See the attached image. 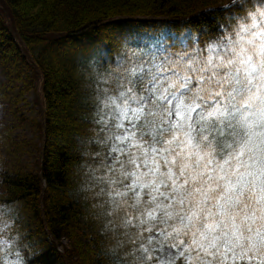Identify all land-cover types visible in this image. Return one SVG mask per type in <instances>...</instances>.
Instances as JSON below:
<instances>
[{
    "label": "clouds",
    "instance_id": "obj_1",
    "mask_svg": "<svg viewBox=\"0 0 264 264\" xmlns=\"http://www.w3.org/2000/svg\"><path fill=\"white\" fill-rule=\"evenodd\" d=\"M231 4L244 14L203 50L160 58L122 47L77 68L86 108L70 195L93 226L103 264H224L225 248L242 250L234 231H264L258 188L252 177L237 183L230 159L248 132L236 111V53L243 45L255 55L247 41L257 43L264 28V0ZM250 119L264 132L259 114ZM20 207L0 201V264H30L38 254Z\"/></svg>",
    "mask_w": 264,
    "mask_h": 264
},
{
    "label": "trees",
    "instance_id": "obj_2",
    "mask_svg": "<svg viewBox=\"0 0 264 264\" xmlns=\"http://www.w3.org/2000/svg\"><path fill=\"white\" fill-rule=\"evenodd\" d=\"M240 14L242 6L232 5L197 15L188 0H0V66L12 78V68L20 74L16 64L27 63L42 78L46 107L39 173L21 175L0 164V201L21 203L19 223L38 253L30 264H103L96 257L93 226L84 219L80 201L70 195V171L79 163L74 137L86 108L76 72L90 58L89 51L113 57L122 47L149 52L140 46L148 25L122 19L168 17L179 34L190 28L199 35L196 44L193 39L186 47L177 42L171 50L195 52L223 35Z\"/></svg>",
    "mask_w": 264,
    "mask_h": 264
},
{
    "label": "rangeland",
    "instance_id": "obj_3",
    "mask_svg": "<svg viewBox=\"0 0 264 264\" xmlns=\"http://www.w3.org/2000/svg\"><path fill=\"white\" fill-rule=\"evenodd\" d=\"M188 1L197 15L206 9H223L233 5L231 0ZM135 21L138 26H145L150 24L152 18H139ZM159 21L165 26L172 22L169 18H161ZM188 38L186 35L181 42L186 43ZM166 39V31L159 30L154 37H144L141 45L151 46L150 53L163 58L173 54L167 52L164 44ZM16 67H20V74L12 68L11 78L0 66V164L21 175L37 174L45 149L43 81L41 77L34 76L27 63H18ZM63 245L67 246L68 242L64 241Z\"/></svg>",
    "mask_w": 264,
    "mask_h": 264
},
{
    "label": "snow or ice",
    "instance_id": "obj_4",
    "mask_svg": "<svg viewBox=\"0 0 264 264\" xmlns=\"http://www.w3.org/2000/svg\"><path fill=\"white\" fill-rule=\"evenodd\" d=\"M261 15H264V13H261ZM253 27L258 26L253 24ZM254 38L258 41L257 43H254L252 39L248 40L247 43L253 46L255 55L251 54L243 45L236 53L238 60L236 83L243 85L236 111L241 113V121L248 129V132L245 133L247 138L238 146L234 156L230 157V159L235 160L232 175L239 176L240 179L237 183L246 187L247 178L252 177L253 192L256 193L258 188L256 201L264 204V132L253 131L254 127L259 125L250 119V117L259 114L260 123L264 124V28L254 33ZM208 52L209 63H211L213 52L211 46L208 47ZM94 55L95 50H90V58ZM163 71L164 69H161L162 73ZM170 86L174 87L175 84L173 83ZM177 116L182 118L181 113H177ZM255 137L260 138L254 139ZM220 178L223 179V177ZM229 185L233 190L236 187V185L231 184V181H229ZM254 219L255 217H253V221ZM248 230L250 235L247 237L234 231L233 234L237 236L242 250L236 252L225 248L224 264H230V262L231 264H236L237 261L245 259L248 260V264H252L253 260H255V264H264V231L258 228L253 232L251 227ZM245 239L248 242L247 247L243 245Z\"/></svg>",
    "mask_w": 264,
    "mask_h": 264
}]
</instances>
